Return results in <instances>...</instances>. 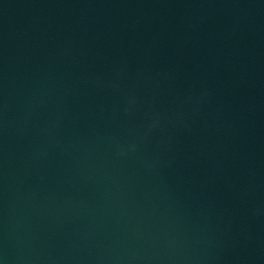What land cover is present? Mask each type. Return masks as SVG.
Listing matches in <instances>:
<instances>
[{"label": "water", "instance_id": "obj_1", "mask_svg": "<svg viewBox=\"0 0 264 264\" xmlns=\"http://www.w3.org/2000/svg\"><path fill=\"white\" fill-rule=\"evenodd\" d=\"M0 264H264V0H0Z\"/></svg>", "mask_w": 264, "mask_h": 264}]
</instances>
